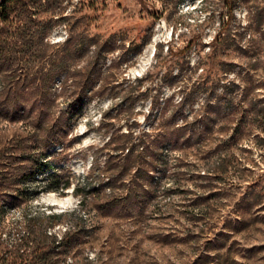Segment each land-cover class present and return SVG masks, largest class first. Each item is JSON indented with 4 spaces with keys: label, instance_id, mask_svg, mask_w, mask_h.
<instances>
[{
    "label": "rangeland",
    "instance_id": "obj_1",
    "mask_svg": "<svg viewBox=\"0 0 264 264\" xmlns=\"http://www.w3.org/2000/svg\"><path fill=\"white\" fill-rule=\"evenodd\" d=\"M24 3L0 33L10 42L4 69L19 85L31 86L69 51L66 40L73 50L83 38L96 39L109 55L99 65L103 96L93 89L66 145L50 151L53 169L25 187L21 204H13L1 176L10 172V146L25 124L0 119V264H264V0H236L233 16L225 0ZM59 17L65 21L56 23ZM50 20L47 47L41 39ZM93 51L72 68L86 69ZM183 97L189 122L207 97L233 99L236 115L220 118L199 145L159 146L156 138L183 124L172 115ZM67 107V96H59L55 116ZM145 135L152 145L140 144ZM123 146L150 153L156 170L147 184L151 198L132 212L105 206L109 155L111 167L130 164L117 197L131 189L134 159L124 160ZM55 172L59 190H48ZM91 183L103 187L83 206L75 189ZM67 233L70 247L59 243Z\"/></svg>",
    "mask_w": 264,
    "mask_h": 264
},
{
    "label": "trees",
    "instance_id": "obj_2",
    "mask_svg": "<svg viewBox=\"0 0 264 264\" xmlns=\"http://www.w3.org/2000/svg\"><path fill=\"white\" fill-rule=\"evenodd\" d=\"M236 0H225L230 16H233L235 11ZM25 4L24 0H4L0 3V25L5 27L0 28V33L6 30L7 26L14 24L13 14L16 6ZM64 18H58L56 23H63ZM54 22L48 21L47 26L42 36L41 43L46 42L49 47V34ZM222 32H219L215 39L220 37ZM0 119H4L12 124L24 123L25 133L15 135L10 148L11 152L8 155L11 164L10 172L1 176L2 184H9L13 192V204H21L27 199L29 192L25 187L31 182L34 183L41 177H46L49 170H52V162L48 157L51 150L65 146L68 142L70 125L75 115H78L83 109L85 103L93 96H103L104 86L100 84V76L102 74L99 69L101 61H105L109 55V50L105 48V44H101L93 38H83L79 46L71 50V40H66L63 45L69 48L63 56H56L49 70L43 73L41 77L31 80L32 85H19L7 70L4 69L7 63V50L9 48V40L2 38L0 40ZM60 45L59 43H55ZM93 47L92 57L87 62V68L83 71L72 68L76 65L84 52ZM73 69V70H72ZM62 80V87L59 92L56 90V84ZM15 83V84H14ZM97 83L99 85L97 86ZM97 87L93 96L90 93ZM67 96V110L55 116L53 109L59 96ZM177 106V110L172 114L176 119L181 117L183 124L179 128H173L171 133L156 138L158 145L169 144L175 149H188L194 145H199L208 133L213 130V125L219 119L227 116L229 119L236 115L235 104L233 99L223 102L216 99L213 103L209 97L205 100L200 113L195 114L192 121L185 119V110L188 107V98L183 97ZM104 114L102 118H104ZM109 125L103 123V128ZM30 129V130H29ZM242 129V124H237L235 133L232 136L234 140L239 136ZM109 129H107L108 131ZM130 134V133H129ZM151 136L145 135L140 141L141 145H152ZM35 141L37 144H35ZM167 141V142H166ZM155 144V142H154ZM133 146V145H132ZM148 148L149 147H144ZM151 149V147H150ZM144 150V149H143ZM142 150V151H143ZM34 151V152H33ZM118 151L124 155V160L135 166L134 175L132 178L131 189L123 198L117 197L115 187L122 181L128 166L111 167L112 155L106 159V171L108 172L110 199L105 202V206L110 210L122 209L126 212H132L135 208H144L151 198V192L147 189L148 185L154 181L155 177H151L156 172L154 162H150L151 154L146 153L145 156H140L141 151H136L133 148L123 146ZM4 153V152H3ZM136 154H139L138 156ZM135 157V158H134ZM131 160V162H129ZM94 166V164L92 165ZM56 172L52 174V180L49 182L48 190L58 191L59 183ZM150 180V181H149ZM152 180V181H151ZM71 185L69 179L63 180L61 189L64 191ZM98 188L102 184H97ZM103 187V186H101ZM93 183L89 184L83 190L75 189L77 194L83 195L81 204L84 206L87 199L94 194L98 189ZM200 204V202H198ZM54 223L59 222L60 217L51 216ZM71 233L59 241L60 245L70 247ZM54 237L53 243L57 242Z\"/></svg>",
    "mask_w": 264,
    "mask_h": 264
},
{
    "label": "water",
    "instance_id": "obj_3",
    "mask_svg": "<svg viewBox=\"0 0 264 264\" xmlns=\"http://www.w3.org/2000/svg\"><path fill=\"white\" fill-rule=\"evenodd\" d=\"M2 1H4V0H0V3H1Z\"/></svg>",
    "mask_w": 264,
    "mask_h": 264
},
{
    "label": "bare ground",
    "instance_id": "obj_4",
    "mask_svg": "<svg viewBox=\"0 0 264 264\" xmlns=\"http://www.w3.org/2000/svg\"><path fill=\"white\" fill-rule=\"evenodd\" d=\"M64 202H65V201H64ZM64 202H63V203H64Z\"/></svg>",
    "mask_w": 264,
    "mask_h": 264
}]
</instances>
